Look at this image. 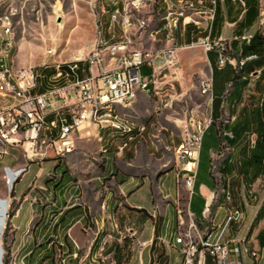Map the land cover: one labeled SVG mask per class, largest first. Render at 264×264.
<instances>
[{
  "label": "crops",
  "instance_id": "0c3cea01",
  "mask_svg": "<svg viewBox=\"0 0 264 264\" xmlns=\"http://www.w3.org/2000/svg\"><path fill=\"white\" fill-rule=\"evenodd\" d=\"M214 1L217 3L215 19L217 27L211 37L221 39L222 36L229 35L227 39L230 49L231 41L238 38L237 23L241 21L243 13L241 10L243 9L239 0H202L203 5L207 8L213 6ZM257 1L258 15L249 27L243 28L242 37L255 32L261 23V5L264 0ZM199 19L200 16L195 14H191L186 19L185 27L190 25L194 29L192 31L195 32L194 38L208 35L209 30L196 31L193 21H199ZM212 21H209V27ZM156 24L159 25L158 22ZM204 27L205 24L200 25L197 29H205ZM178 28H184V26L179 24ZM192 32L187 41L180 40L177 45L180 46L191 41ZM204 33L205 35H202ZM156 42L161 43L162 48L173 45L172 42L164 40ZM148 48L157 47L152 42ZM177 51H184V49L178 48L175 54ZM217 53L218 50L209 54L204 51L211 73L212 65H217ZM229 62L232 64L231 61ZM224 81L225 77L221 78L220 75L215 80V94H222V90L225 88ZM166 85L162 84L160 87H151V89L155 90L156 94L162 93ZM138 94L139 96H148L145 93L139 92ZM160 111L162 113L164 110ZM130 123L133 124L137 132L139 124L134 121H130ZM150 127L152 128L153 124ZM84 129L86 133H94L99 137L100 149L105 159L101 175L112 180L113 186L112 188H103L102 192V188L94 183L91 203L84 199L82 203L73 202L62 207L58 198L66 202L65 196L71 191L77 193V197L81 194L70 181L63 184L61 188L55 190V202L52 203V206L46 207L44 211L40 208L38 222L41 219V226L36 227L37 222L33 228H31L32 213L33 211L38 212V206L29 202L25 196L15 214L10 218L16 233H23L27 228L25 231L33 238L31 246L23 254L22 259L44 238L54 237L56 243L61 247V251L55 249V264H91L90 261L94 258L101 264L106 258H109L113 264H182V255L177 250L174 240L176 236L187 232L191 229V225H194L196 230L209 241H214L221 232L220 241L227 245L229 254H231L230 258L236 264H264V174L259 175L253 182L247 175L240 174L237 170L239 156L236 150L229 152L231 154L229 162L233 164L234 168L230 173L224 175L223 187L218 185L215 190H212L202 183L195 187L194 183L190 189L186 186L185 179L188 175L196 176L198 161L195 164H180L174 154L175 148L185 142L184 134L182 140L171 136L166 137L162 156L152 160L151 157L155 153L157 156L160 154L151 140L149 131L140 133L131 147L119 150L121 138L113 137L110 130L102 131L103 135L101 136L94 125L81 130ZM144 135L149 139L148 141ZM104 138H106L105 143L108 147L103 149ZM140 138L146 142L145 146L140 145ZM254 139L253 134L246 137V141L251 144ZM27 146V144L24 145V147ZM20 149L23 147L20 146L11 153V156L5 157L0 162L2 171L4 167H9L12 170L25 167V163L16 160ZM30 154L28 153L27 156ZM209 154L214 164V157L218 154L213 151H210ZM32 155L36 157L38 154ZM23 156L26 157L24 152ZM223 159L220 160L219 166ZM31 166H28V169L21 174L15 182L14 188L27 175L29 177L25 187L29 186L42 170L33 168L31 172ZM152 166H154L153 169H151ZM151 175L153 178L150 177ZM14 192L17 194L15 190ZM226 195L231 197L230 201L226 199ZM29 196L30 200L35 199L32 195ZM73 197V194L69 195V199ZM75 199L78 200L79 197ZM74 206L76 209L64 215V225L55 226L59 215ZM232 206L240 209L241 217L238 222L232 221L225 224L227 211ZM7 209L8 202L0 199V264H4L1 233L7 217ZM52 209L60 210V212L53 215ZM42 225H46L44 230L41 228ZM81 229L93 231L85 256L79 248L84 239L80 233ZM191 233L194 234L195 230L191 229ZM65 235L67 236L66 240L64 239ZM46 249H50V245H47ZM42 252L34 257L31 264H37L36 260ZM213 263L212 259L206 260L205 254L203 264ZM43 264L49 263L45 261Z\"/></svg>",
  "mask_w": 264,
  "mask_h": 264
},
{
  "label": "built area",
  "instance_id": "2783aa9c",
  "mask_svg": "<svg viewBox=\"0 0 264 264\" xmlns=\"http://www.w3.org/2000/svg\"><path fill=\"white\" fill-rule=\"evenodd\" d=\"M184 4H193V11L188 15L176 13V6ZM212 5L207 8L202 0H162V4H155L153 0V7L145 11L147 8H143V0H134L133 4L115 2L114 8L108 12L106 33L102 26L104 10L102 11L98 37L91 52L55 66L57 73L54 79L62 77L64 85L56 86L51 83L43 92L35 94L33 90L37 87L40 76L31 68H16L8 61L11 41L4 39V50L0 55V162L11 156L20 146L23 147L26 157L28 153L43 155L49 149L58 156H64L73 148L71 134L91 125L95 126L96 131L103 128L123 133H127V128L136 130L129 121L127 126L113 125V117L122 118L118 112L107 113L111 115V122H98V116H95L96 106L108 101L122 103V108H129L131 92L136 89H146V94H149L153 85H170V93L159 95L156 101H161V108H157L158 110H162V105H169L171 108L178 97L175 80L170 76L171 69L177 63L175 51L178 48L201 47L205 52H209L215 47V44L209 41V35L194 38L195 32L191 34V41L178 46V42L184 37L186 19L191 14L201 13L212 21L214 2ZM154 13L157 17L166 19V26L153 34V40L156 41L157 38L172 42L173 45L167 48H134L130 35L150 25L156 19ZM144 14H147V17ZM174 16L184 18V28H176ZM131 17L139 18L138 27H130ZM194 23L196 31L209 30L197 29V23ZM9 32L10 28L6 27L4 33ZM249 37L250 35H246L243 38ZM227 60L228 58L218 51L217 66L222 67ZM80 64L88 66V73L82 79L78 74L85 73L86 69ZM60 65H64L65 69L61 70ZM200 93L210 95L212 101V78L202 82ZM207 125L189 118L187 124L182 126L185 142L180 143L174 150L180 164L197 163L201 136ZM143 130L144 126L138 127L134 135H129V142ZM126 143L128 142L121 144L119 150L124 149ZM25 144L28 146L24 147ZM24 171V168L12 170L4 167L5 184L13 187ZM194 180V175H188L185 179L186 186L192 189ZM227 200L229 201V198ZM232 221L236 222L235 206L228 209L225 224ZM191 229L195 230L194 234ZM191 229L179 234L174 240L182 255V264H203L206 253L213 258L215 264H236L231 260V254H226L227 245L220 241L221 232L214 241H209L194 225H191Z\"/></svg>",
  "mask_w": 264,
  "mask_h": 264
},
{
  "label": "rangeland",
  "instance_id": "374dc122",
  "mask_svg": "<svg viewBox=\"0 0 264 264\" xmlns=\"http://www.w3.org/2000/svg\"><path fill=\"white\" fill-rule=\"evenodd\" d=\"M126 1L0 0V55L3 54L2 51L4 50L3 41L7 38L11 41L8 61L16 68H31L36 74L39 73L41 68L46 66L65 64L77 56H86L93 49L98 37L99 19L102 16V11L104 10L102 26L106 33L109 23L108 12L114 8L111 2ZM155 4L162 3L157 0ZM152 7L153 1L148 2L145 11ZM144 16L147 17V14H144ZM153 16L156 19L150 25H147L145 30L130 35L134 48H148L152 42L157 48H162V44L156 42L157 38L154 41L151 35L160 18L157 17L156 13ZM205 16L200 15L198 22H201V25L204 24L203 18ZM138 19V17L132 18V27H137ZM6 27L10 28L8 34L4 33ZM257 30L264 33V2L261 5V23L258 25ZM228 37L229 35H224L221 39H213L211 37L209 41L215 44V50L221 51L232 64H235L233 59L235 54L228 47ZM176 57L177 63L171 69L170 76L175 80L174 85L178 97L171 108L162 105V110H164L162 113L157 109L161 108V101H156L159 95L170 93V85L168 84L163 88L162 93L156 94L155 90L152 89L149 94L140 92L148 96H139L138 94L137 99L129 108L116 107V112L119 113L123 120L134 121L139 126L145 125L151 117L153 118L150 123V125L153 124V129L149 125L148 131L151 133V140L154 146L157 147L160 155L157 156L155 153L151 157L152 160L159 159L162 156L166 137L171 136L176 139L181 138V140L184 138L183 134L185 136V133L182 126L187 124L189 118L199 121L202 125H207L211 120V96L200 93L202 82L212 78L211 68L205 58L203 48L197 47L177 51ZM252 86L253 81H251L245 95L248 94ZM225 97L221 107V116L216 121L218 125L232 119ZM241 106L242 104L238 108ZM220 135H222V132H220ZM144 137L146 136L144 135ZM106 138L102 141L103 149L108 147L105 143ZM70 139L73 143L72 151L64 156H58L53 150L49 149L43 155L38 154L34 157L30 154L28 157H25L23 156V149L19 150L20 153L16 160L25 163V167H23L25 170L31 165V172L33 168L35 170L42 169L38 176L34 178V181L27 187L25 185L29 175L19 182L15 188H10L6 185L1 169L2 165H0V199L8 202L7 214L11 211L16 212L19 204L26 196L29 202L38 206V212L33 211L32 213L31 228H33L40 218V208L44 209L55 202L54 191L52 189H45L43 183L50 179L53 183L58 181L61 170L68 172L70 182L81 193L78 196V200L75 199L78 198L77 193H73V191L66 194V202L58 198V202L62 207L65 204L69 205L73 202L82 203L84 199L91 203L93 201L92 190L94 183L102 188V192L103 188H112L113 181L107 177H103L105 175H101L105 159L100 149L99 137L95 136L94 133H86L84 129L80 132L72 133ZM140 140V145L145 146L146 142L144 139L140 138ZM229 152L230 149L223 145L221 154L214 157L213 173L218 182L219 175L217 169L219 162ZM58 164L60 165V169L55 172V166ZM153 168L154 166L151 169ZM150 177L153 178V175ZM22 188L24 189L21 190ZM14 190L17 194H15ZM71 194L74 197L69 199V195ZM29 195H32L35 199L32 198L30 200ZM25 230L23 233H16L10 218L6 217L4 229L1 233L4 264H27L26 259H22V256L28 251L33 238ZM80 233L84 239L79 248L85 256L90 238L93 236V231L81 229ZM65 263H67L66 260ZM90 263L101 264L95 258ZM102 264L113 263L109 258H106Z\"/></svg>",
  "mask_w": 264,
  "mask_h": 264
},
{
  "label": "trees",
  "instance_id": "16d2710c",
  "mask_svg": "<svg viewBox=\"0 0 264 264\" xmlns=\"http://www.w3.org/2000/svg\"><path fill=\"white\" fill-rule=\"evenodd\" d=\"M239 3L242 6L243 10L241 11H243V13L241 21L237 23V27L239 28L237 32L238 38L231 41L230 48L235 54L233 57L235 64H231L228 59L222 67H218L216 64L212 65L211 120L201 136L198 171L194 180L195 187L200 183L205 184L212 190H215L218 185L221 187L224 186V175L230 173L234 168L233 164L229 162L231 154L225 156L218 167V174L220 175L219 182L216 181L213 176V163L209 154L210 151L218 155L221 154L223 145L229 147L231 151H237L239 156L237 170L243 176L247 175L251 182L255 181L259 175L264 174V33L260 30H256L249 34L250 37L248 39L243 38L244 36L242 37L243 28L249 27L258 15V1L239 0ZM216 16L217 3L214 1V17L208 31L209 38L217 27L215 24ZM192 31H194V29H192L190 25H187L182 40L187 41ZM202 35H205V33ZM195 38H197V36ZM213 51H215V47L207 53L209 54ZM81 66L86 69L85 73L79 72L78 74L79 78L82 79L88 73V66L87 64ZM60 69L64 70L65 66L60 65ZM56 73L57 69L55 66L41 68L38 73L40 77L37 80V87L33 90V93L43 92L51 83H55L54 85L56 86H63L64 80L62 77L55 78L54 80ZM219 75L221 78L222 76L225 77V88L222 90V94H215L214 82L219 78ZM251 81H253V86L248 94L245 95ZM224 97L226 98L227 107L232 115V119L218 125L216 121L221 116V107ZM241 104L242 106L238 108ZM152 119L151 117L144 125V133L148 132ZM105 130L110 129H100L99 133L103 135L102 131ZM110 132L113 133V137L121 138L120 145L124 142H128L126 143V147H131L137 139L136 137L129 142V135H134L136 130H132L130 133H119L113 132L112 130H110ZM220 132H222V135H220ZM251 134L255 136L252 144L246 141V137ZM130 157H132V155H130ZM58 169H60L59 164L55 166V172L58 171ZM69 181L70 176L68 172L66 170H61L58 181L53 183L50 179L46 180L43 184L45 185V189H52L55 193V190L61 188L63 184ZM44 209L42 210L44 211ZM74 209H76L75 206L60 214L55 226L64 225V215ZM59 212L60 210L52 209L53 215H57ZM14 214L15 212L11 211L7 216L11 218ZM41 222L40 219L36 227L41 226ZM45 227L46 225H42L41 228L44 230ZM66 238L67 236L65 235L64 239L66 240ZM47 245H50V249H46ZM55 249L61 251V247L56 243L54 237L44 238L33 247V250L25 256L24 259H26L27 264H31L34 261V257L43 251L36 260V263L43 264L47 261L49 264H55ZM210 259L213 260V258L206 253V260L209 261Z\"/></svg>",
  "mask_w": 264,
  "mask_h": 264
},
{
  "label": "bare ground",
  "instance_id": "6f19581e",
  "mask_svg": "<svg viewBox=\"0 0 264 264\" xmlns=\"http://www.w3.org/2000/svg\"><path fill=\"white\" fill-rule=\"evenodd\" d=\"M111 1V0H110ZM153 0H143V8L146 7L148 2H151ZM157 1V0H155ZM162 3V0H159ZM113 6H115V2H111ZM134 0H127L125 4H133ZM193 11V4H184L182 6H176V13H180V15H188V13ZM195 15L200 16L201 13H194ZM132 18H130V27L133 26ZM205 29H210L209 27V21L210 17H204L203 18ZM197 23V27H200L201 22L193 21ZM159 25L156 24L154 29L151 32V35L153 37V34L158 33L160 30L165 28L166 26V19L163 17L159 18L158 21ZM182 24L184 26V18L182 16H174V25L176 28H178V25ZM153 25V24H152ZM139 26V19L137 20V27ZM146 28V27H145ZM144 28V30H145ZM162 84L153 85L152 87H160ZM139 92H146V89H136L131 92V104L137 99ZM122 106V103H115V101H108V103H101L96 106L95 108V116H98V122H111V115L107 114L111 111L116 112V107ZM164 107H167L169 105H163ZM113 125H120V126H127V121L123 120L120 117H113ZM132 131V128H127V133H130ZM119 133H123V131H116ZM0 146H2V137L0 136ZM121 150V149H120ZM10 187V185H8ZM229 198V201L231 200V197L229 195H226V199ZM241 217V211L238 207L235 206V218L236 222L239 221ZM233 249V248H232ZM226 254H229V250L226 247Z\"/></svg>",
  "mask_w": 264,
  "mask_h": 264
}]
</instances>
